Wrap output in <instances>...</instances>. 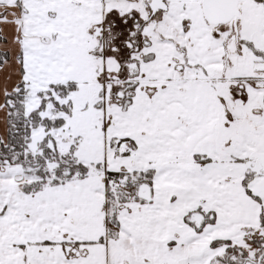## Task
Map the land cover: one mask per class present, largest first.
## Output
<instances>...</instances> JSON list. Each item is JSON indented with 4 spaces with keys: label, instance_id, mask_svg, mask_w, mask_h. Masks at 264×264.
<instances>
[{
    "label": "snow or ice",
    "instance_id": "obj_1",
    "mask_svg": "<svg viewBox=\"0 0 264 264\" xmlns=\"http://www.w3.org/2000/svg\"><path fill=\"white\" fill-rule=\"evenodd\" d=\"M0 264H264V0H0Z\"/></svg>",
    "mask_w": 264,
    "mask_h": 264
}]
</instances>
